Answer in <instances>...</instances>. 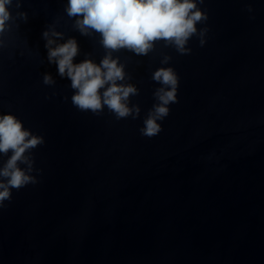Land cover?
<instances>
[{"label":"water","instance_id":"1","mask_svg":"<svg viewBox=\"0 0 264 264\" xmlns=\"http://www.w3.org/2000/svg\"><path fill=\"white\" fill-rule=\"evenodd\" d=\"M65 2L21 0L0 34V112L44 138L35 181L0 204V264H264V0H198L207 18L188 52L162 39L142 55L111 50L138 89V113L121 118L73 105L48 63L44 29L76 38L74 62L109 51ZM168 66L176 100L144 135L161 87L152 72Z\"/></svg>","mask_w":264,"mask_h":264},{"label":"clouds","instance_id":"2","mask_svg":"<svg viewBox=\"0 0 264 264\" xmlns=\"http://www.w3.org/2000/svg\"><path fill=\"white\" fill-rule=\"evenodd\" d=\"M20 4L21 0H15L14 4L13 0H0V34L10 27L11 7L19 9ZM197 5L198 0H66L64 12L73 18L74 27L81 35L98 32L100 43L109 51L99 62L87 55L74 62L79 53L76 38L61 39L63 32L44 29L41 35L48 63L55 64L60 77L69 79L74 90L70 99L77 108L97 112L106 105L117 118L135 117L139 108L129 107L128 97L138 89L132 83L122 82L124 65L112 56L111 50L127 48L142 55L154 47L156 40L162 39L174 44L180 52L190 51L184 45L197 32V22L207 18V13ZM16 15L27 18L24 11ZM3 43L0 40V45ZM152 79L161 84L154 92L159 102L143 122L140 131L144 135H154L160 130L157 121L168 113L169 102L176 100L178 76L171 66L156 68ZM42 82L55 81L51 73L44 72ZM42 143L43 136L25 127L13 112H0V156L4 157L0 163V204L10 198L12 188L35 181L30 175L34 162L32 149Z\"/></svg>","mask_w":264,"mask_h":264}]
</instances>
